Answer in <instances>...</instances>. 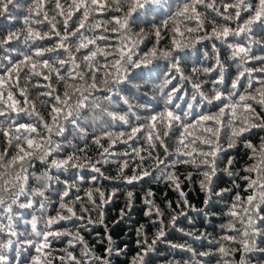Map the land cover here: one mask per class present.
I'll return each instance as SVG.
<instances>
[{
  "label": "snow or ice",
  "instance_id": "obj_1",
  "mask_svg": "<svg viewBox=\"0 0 264 264\" xmlns=\"http://www.w3.org/2000/svg\"><path fill=\"white\" fill-rule=\"evenodd\" d=\"M260 132L264 0H0V264H264ZM138 184L177 198L142 189L132 251L106 208Z\"/></svg>",
  "mask_w": 264,
  "mask_h": 264
},
{
  "label": "trees",
  "instance_id": "obj_2",
  "mask_svg": "<svg viewBox=\"0 0 264 264\" xmlns=\"http://www.w3.org/2000/svg\"><path fill=\"white\" fill-rule=\"evenodd\" d=\"M152 15L150 14L147 17V21L150 22L152 20ZM145 22V20H141L139 22V26L143 27L145 29H148L151 27V24ZM163 61H161V64ZM189 64L192 63V61H188ZM138 83H143V82H138ZM159 83V81H149L146 85H144L142 91L143 93L148 96L152 97L156 95V92L153 91L154 85ZM141 105H138L140 107ZM264 135V132H260L259 135H254L252 137L254 142H258L259 136ZM93 155H95V150L93 149ZM238 158L241 159V163H243L244 160L247 159L243 155V150L240 151L238 154ZM189 169L186 168H181V172H186ZM36 171L38 173L43 171V167L37 163V168ZM106 174L107 175H115L116 174V167L113 165L109 168L106 169ZM230 180L231 178L228 177L227 175L222 174L219 187H228L230 186ZM114 185H110L108 182H104L103 187L106 189H111ZM151 187L154 192H155V199L156 202L163 207L164 202L166 200H175L177 198V195L174 191H171L168 189L165 185L160 184V185H141L138 184L136 185L134 191L137 193V200L135 203V207L131 210V215L128 216L126 219H124L120 223H115L120 219V210L124 207V197L121 195L115 202L111 203L110 205L107 206L106 208V223L108 225L109 230L111 231V234L113 238L119 243V242H124L128 244V247L132 249V251L135 250V229L139 226V224L147 223L146 218L143 216V204L140 202L139 197L143 195L142 189L144 187ZM129 188L128 185H123L121 186V192H123L125 189ZM185 191L188 192V199L191 204L195 205L197 208L204 207V200H205V195L199 190L198 184L196 185H186L185 186ZM223 208L222 203H217L213 207V211L219 212ZM191 215L196 218L197 225L200 227H203L206 224V221L204 220L203 216H197L195 212L191 213ZM223 220L221 218H216L213 217L212 219V224L214 226H218ZM182 227H187V222L185 221L182 224ZM218 227L215 228V231H218ZM105 229L103 227H97L95 231L91 234L88 235L86 234V238L89 241L94 242L95 239V232H100L103 234ZM151 231V229H149ZM209 231H213V228H209ZM179 234L174 233L173 236H171V239H178ZM122 246V245H121ZM103 249H101L102 251ZM170 250L166 249L164 246H161V253L162 254H167ZM132 252L129 253V256H131ZM160 259V256L157 257V260ZM114 264H124V257H120L118 260L114 261Z\"/></svg>",
  "mask_w": 264,
  "mask_h": 264
}]
</instances>
